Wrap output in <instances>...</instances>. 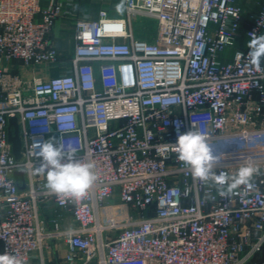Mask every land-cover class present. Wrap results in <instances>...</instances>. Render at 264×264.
Instances as JSON below:
<instances>
[{"label":"built area","instance_id":"1","mask_svg":"<svg viewBox=\"0 0 264 264\" xmlns=\"http://www.w3.org/2000/svg\"><path fill=\"white\" fill-rule=\"evenodd\" d=\"M252 3L124 0L120 17L73 19L72 55L59 58L50 33L60 0H0V254L32 264L60 241L61 264H264V60L258 69L247 55L264 35V0ZM140 18L155 23L154 40L134 34ZM192 125L217 174L259 167L250 188L221 197L192 178L171 147ZM50 136L94 164L98 179L78 202L34 174L32 143ZM48 200L75 225L46 221Z\"/></svg>","mask_w":264,"mask_h":264},{"label":"clouds","instance_id":"2","mask_svg":"<svg viewBox=\"0 0 264 264\" xmlns=\"http://www.w3.org/2000/svg\"><path fill=\"white\" fill-rule=\"evenodd\" d=\"M122 7V4L117 5L118 10ZM247 47L249 62L259 69L264 60V35L253 34ZM171 147L178 161L190 169L192 178L215 187L221 197L238 195L242 187L250 188L253 178L260 173L258 166L248 163L240 165L234 174L226 171L217 174L215 169L220 160L214 154L207 136L195 125L179 134ZM75 152V149H66L58 137L50 136L47 140L34 141L29 155L39 159V165L34 166L33 171L45 178V187L50 193L78 202L87 196L98 177L94 164L78 159ZM0 264H23V261L5 251L0 254Z\"/></svg>","mask_w":264,"mask_h":264},{"label":"crops","instance_id":"3","mask_svg":"<svg viewBox=\"0 0 264 264\" xmlns=\"http://www.w3.org/2000/svg\"><path fill=\"white\" fill-rule=\"evenodd\" d=\"M52 1L53 0H40V5L47 6ZM123 1L124 0H60L61 8L64 11V14L62 16H58L54 20L50 33L52 44L55 47L59 58H68L72 55L73 40L71 25L73 19L84 16L95 20L98 17V12L102 9L106 10L111 17H120L122 15L123 7L118 10L117 5H123ZM240 3L246 11L253 7L252 0H240ZM240 41L246 42V39L241 38ZM56 73L57 70L55 68L50 69V75H54ZM112 203H114L115 206V203L117 202L113 201ZM41 211L46 221L57 216L62 225H75L72 221L70 213L58 209L50 200L42 203ZM64 252L65 245L63 243L60 241H52L51 246L43 249L41 255L38 253L36 258L33 259L32 264H40L41 261L43 264H61Z\"/></svg>","mask_w":264,"mask_h":264},{"label":"rangeland","instance_id":"4","mask_svg":"<svg viewBox=\"0 0 264 264\" xmlns=\"http://www.w3.org/2000/svg\"><path fill=\"white\" fill-rule=\"evenodd\" d=\"M132 30L136 36H140V37L146 38L148 40H154L155 39V30H156L155 23L151 20L143 19V18L136 20L135 22L132 23ZM243 43H245V41L244 42L240 41V40L236 41L237 45H241ZM51 207H52V204H51ZM117 209H119V207H117ZM123 209H121V211L126 212L125 209L124 210ZM103 219H108V218H107V216H105V217H103ZM263 255L260 258L264 260ZM256 260L252 264H255V262H257Z\"/></svg>","mask_w":264,"mask_h":264},{"label":"water","instance_id":"5","mask_svg":"<svg viewBox=\"0 0 264 264\" xmlns=\"http://www.w3.org/2000/svg\"><path fill=\"white\" fill-rule=\"evenodd\" d=\"M9 125L12 127V131L9 130V132H8V140L12 144V151H13V155H14L15 159H19V157H20V140L18 137V128H17V124H16L14 117L9 119ZM14 178L16 181L21 182L19 188L23 189L24 188L23 173L21 171H16L14 173Z\"/></svg>","mask_w":264,"mask_h":264}]
</instances>
